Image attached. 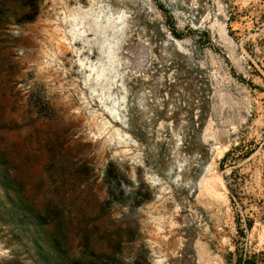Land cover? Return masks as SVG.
<instances>
[{"label":"rangeland","instance_id":"obj_1","mask_svg":"<svg viewBox=\"0 0 264 264\" xmlns=\"http://www.w3.org/2000/svg\"><path fill=\"white\" fill-rule=\"evenodd\" d=\"M245 259L264 0H0V264Z\"/></svg>","mask_w":264,"mask_h":264},{"label":"trees","instance_id":"obj_2","mask_svg":"<svg viewBox=\"0 0 264 264\" xmlns=\"http://www.w3.org/2000/svg\"><path fill=\"white\" fill-rule=\"evenodd\" d=\"M173 33L177 36H179V33L176 31V28L173 27ZM231 155V151L227 153V155L225 156L224 160ZM253 260L252 259H245L243 264H252Z\"/></svg>","mask_w":264,"mask_h":264}]
</instances>
